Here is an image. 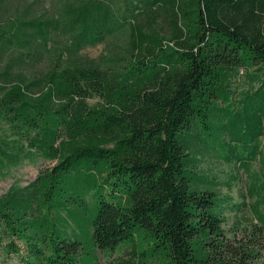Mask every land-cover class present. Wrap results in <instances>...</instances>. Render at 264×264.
<instances>
[{"label": "trees", "instance_id": "1", "mask_svg": "<svg viewBox=\"0 0 264 264\" xmlns=\"http://www.w3.org/2000/svg\"><path fill=\"white\" fill-rule=\"evenodd\" d=\"M52 1L49 14L0 23V178L55 163L0 196V264H102L98 250L122 245L130 256L113 264H253L264 242V0ZM125 33V61L83 54ZM44 55L43 72L15 70ZM208 158L250 176V249L223 227L233 199L221 187L240 177L208 173Z\"/></svg>", "mask_w": 264, "mask_h": 264}, {"label": "rangeland", "instance_id": "2", "mask_svg": "<svg viewBox=\"0 0 264 264\" xmlns=\"http://www.w3.org/2000/svg\"><path fill=\"white\" fill-rule=\"evenodd\" d=\"M52 2V0H0V23L6 21L7 19H12L16 17V15L26 13L28 8H30L27 13L28 16H38L44 13L49 14ZM163 22L164 21L159 20L157 23H153L148 19H143L141 21V23L147 25L148 28L153 27L150 26L151 24H156L154 26L158 29L163 25ZM127 40L128 35L125 33L112 38L107 43L89 47L83 51V54L89 58L97 59L98 61L103 60L102 56H106L107 58H118L120 61H125V58L129 56ZM16 54L17 51H9V54L6 53L4 56V62ZM105 60L108 61L109 59ZM49 61L50 57L47 58V55H44L41 61L38 62V66L35 68H29L25 65H21L15 70L23 71L25 74H32L36 72L41 73L45 70V66L49 64ZM102 101L103 100L98 97L89 98L90 104H96L97 102L101 103ZM54 164V162L43 160H39L35 163H26L19 169L15 170L11 176L4 179L0 178V196L4 195L9 190L10 186L15 183H18L23 187L27 186L30 182L34 181L40 173L45 171L47 168L52 167ZM258 166V163H256L254 168L256 169ZM203 167L208 173L218 176L223 181L231 177V174L240 177L239 180H233L232 189L228 190V187H221V193L225 196L231 194L233 199V203H230V207L227 209V220L223 224V227L225 228L227 236L232 239V242L236 246H247L250 249L256 244V241L250 236L251 223L255 218V214L252 209L255 199L250 196L249 187L251 180L249 174L243 169L238 171L236 167H233V165L220 162L215 158H208L203 163ZM88 200L90 202L93 201L91 195L88 197ZM235 204H238L239 206L241 205V209L232 210L231 208L232 206H236ZM127 251L128 246L122 245L118 249L111 252L98 250V254L102 264H113L122 258H128L130 255L127 254ZM259 251L260 255L258 258H255L253 264H264V242L259 245ZM6 264L21 263L18 259H10Z\"/></svg>", "mask_w": 264, "mask_h": 264}]
</instances>
